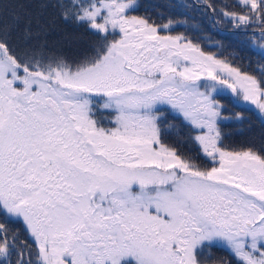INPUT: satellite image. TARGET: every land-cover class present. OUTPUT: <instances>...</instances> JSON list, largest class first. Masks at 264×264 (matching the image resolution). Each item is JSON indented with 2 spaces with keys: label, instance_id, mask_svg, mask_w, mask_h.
<instances>
[{
  "label": "snow or ice",
  "instance_id": "1",
  "mask_svg": "<svg viewBox=\"0 0 264 264\" xmlns=\"http://www.w3.org/2000/svg\"><path fill=\"white\" fill-rule=\"evenodd\" d=\"M0 264H264V0H0Z\"/></svg>",
  "mask_w": 264,
  "mask_h": 264
},
{
  "label": "trees",
  "instance_id": "2",
  "mask_svg": "<svg viewBox=\"0 0 264 264\" xmlns=\"http://www.w3.org/2000/svg\"><path fill=\"white\" fill-rule=\"evenodd\" d=\"M207 34L212 40H223L226 45L225 51L235 50L239 53L240 57L245 58L246 60L250 59L253 67H255L257 61L260 60V57L256 55V53L253 51L252 47L249 46L248 42L245 40L244 37H240L239 39H233L229 36H222L219 35L217 32H215L210 27H209V32ZM257 43H259L258 40ZM231 105L235 106L233 104ZM252 115L256 116L254 113H252Z\"/></svg>",
  "mask_w": 264,
  "mask_h": 264
},
{
  "label": "rangeland",
  "instance_id": "3",
  "mask_svg": "<svg viewBox=\"0 0 264 264\" xmlns=\"http://www.w3.org/2000/svg\"><path fill=\"white\" fill-rule=\"evenodd\" d=\"M223 102H225V101H223ZM228 107H231V111L230 112H241V111H244L241 107H235V106H228ZM245 115H247L249 117V119H250L251 123L253 124V126L258 130L259 129V122L257 120V116L252 115L251 112H245Z\"/></svg>",
  "mask_w": 264,
  "mask_h": 264
},
{
  "label": "flooded vegetation",
  "instance_id": "4",
  "mask_svg": "<svg viewBox=\"0 0 264 264\" xmlns=\"http://www.w3.org/2000/svg\"><path fill=\"white\" fill-rule=\"evenodd\" d=\"M228 1H229V3L232 2V0H228ZM143 2H144L145 4H153V3L162 4V3H163V0H143ZM141 11H143V9H141ZM196 15L199 16L198 13H196ZM179 30H182V29H179ZM204 31H205L206 33L209 32V26H208L207 22L204 23ZM226 102H227V100H225V103H226ZM228 106H232L231 103H228ZM228 111H229V112L231 111V107H228ZM217 254H222V253L218 252Z\"/></svg>",
  "mask_w": 264,
  "mask_h": 264
}]
</instances>
